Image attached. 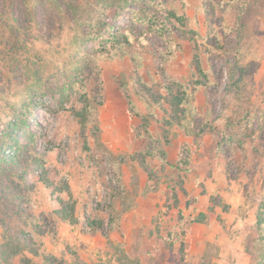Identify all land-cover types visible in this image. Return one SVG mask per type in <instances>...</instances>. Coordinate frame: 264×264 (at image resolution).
<instances>
[{
  "label": "rangeland",
  "instance_id": "374dc122",
  "mask_svg": "<svg viewBox=\"0 0 264 264\" xmlns=\"http://www.w3.org/2000/svg\"><path fill=\"white\" fill-rule=\"evenodd\" d=\"M82 52L67 98L45 93ZM7 122L33 134L46 182L27 173L31 219L0 215V264H185L206 201L243 202L244 251L264 254V0H0V132ZM194 145L211 163L193 191ZM70 200L76 223L58 221Z\"/></svg>",
  "mask_w": 264,
  "mask_h": 264
},
{
  "label": "trees",
  "instance_id": "16d2710c",
  "mask_svg": "<svg viewBox=\"0 0 264 264\" xmlns=\"http://www.w3.org/2000/svg\"><path fill=\"white\" fill-rule=\"evenodd\" d=\"M165 14L169 20H175L181 24L186 19L184 15H177L173 11H166ZM212 41L215 47H219L214 39ZM74 63L75 67L72 70L59 72L44 80L42 86L45 93L53 96L58 95L62 99L67 98L73 86L85 76L84 73L88 64L86 54L84 52L76 53ZM184 102L185 97L181 94L174 96L172 103L178 107H182ZM27 105L29 104H22L23 107L28 108ZM75 115L79 117L82 124L85 123V116H83L82 112H75ZM166 123L170 124L169 121H166ZM19 126L20 124L17 122H7L5 128L0 132V215L6 220L13 219L17 222H26L33 217L25 207L27 201L26 192L28 189L26 184L27 173L32 170L38 175L39 180L45 184L46 179L43 173L46 170L39 154L32 152V150L35 151L33 134L27 130L17 132ZM202 127L204 129L201 128L196 131L197 137L202 135V133L204 134L205 126L202 125ZM20 135L23 136L22 140L18 138ZM151 155L157 154L151 153ZM164 155V153H161L160 156L164 157ZM59 202V210L55 212L56 219L58 221L76 223L74 202L71 200L68 202ZM204 217L205 214L200 213L193 221L201 222L204 220ZM261 218L259 215L257 225L264 226V221ZM2 221L0 219L1 224L3 223ZM86 224L96 229L101 225L96 221L88 219L86 220ZM43 260V264H64L62 260L53 256H45ZM257 264H264V254L261 255Z\"/></svg>",
  "mask_w": 264,
  "mask_h": 264
},
{
  "label": "crops",
  "instance_id": "0c3cea01",
  "mask_svg": "<svg viewBox=\"0 0 264 264\" xmlns=\"http://www.w3.org/2000/svg\"><path fill=\"white\" fill-rule=\"evenodd\" d=\"M193 136L191 135L190 138ZM201 136L199 138L204 142L206 136L204 138ZM205 147L203 145H200V149L196 145L191 147L192 150L195 149L196 153L200 151L201 155L197 159V155L195 156V153L192 151V160L188 169L183 171L187 177L191 176L189 177L191 179L193 177L192 182L187 184V188L193 191L201 186L202 181L203 183H210L206 175H204L211 163L208 155L209 151ZM214 165L217 166V162ZM217 169L220 170V168ZM195 177L197 179H194ZM221 183L223 186L230 187V185L234 184V181L223 178ZM239 203H241L240 200L237 204L232 205L231 203L229 211L225 212L218 206L209 208V203L205 202L206 206H202L199 212L203 211L205 214L206 226L201 225L195 228L191 226L184 235V240L187 243L184 255L185 259L183 260L187 261L185 264H202L203 262L204 264H250V257L245 253V246H243V238L246 233L245 226L247 224L245 219H242L237 212L239 207L238 210L236 208ZM191 204L193 206L197 205L193 202ZM241 204L244 205L243 202Z\"/></svg>",
  "mask_w": 264,
  "mask_h": 264
}]
</instances>
